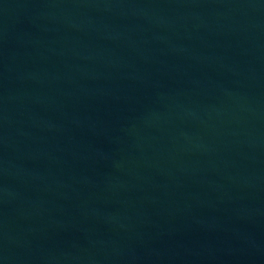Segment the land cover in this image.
Returning a JSON list of instances; mask_svg holds the SVG:
<instances>
[{"label":"water","instance_id":"obj_1","mask_svg":"<svg viewBox=\"0 0 264 264\" xmlns=\"http://www.w3.org/2000/svg\"><path fill=\"white\" fill-rule=\"evenodd\" d=\"M0 264H264V0H0Z\"/></svg>","mask_w":264,"mask_h":264}]
</instances>
